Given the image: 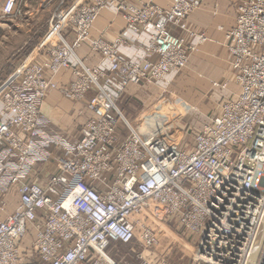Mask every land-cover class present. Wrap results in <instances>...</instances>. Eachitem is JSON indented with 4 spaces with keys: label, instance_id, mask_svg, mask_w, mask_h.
I'll list each match as a JSON object with an SVG mask.
<instances>
[{
    "label": "built area",
    "instance_id": "obj_1",
    "mask_svg": "<svg viewBox=\"0 0 264 264\" xmlns=\"http://www.w3.org/2000/svg\"><path fill=\"white\" fill-rule=\"evenodd\" d=\"M137 1L59 9L44 41L0 89V264H158L160 238L145 214L152 207L192 239L193 264H247L264 218V0L235 10L225 46L234 83H213L185 148L145 139L118 103L188 68L186 40L175 30L188 31L195 4ZM19 8L7 0L2 17ZM108 11L125 22L113 42L94 35ZM135 45L138 53L121 50ZM52 94L74 106L80 137L52 129L42 110ZM48 163L56 171L34 180ZM117 246L130 252L121 257Z\"/></svg>",
    "mask_w": 264,
    "mask_h": 264
},
{
    "label": "rangeland",
    "instance_id": "obj_2",
    "mask_svg": "<svg viewBox=\"0 0 264 264\" xmlns=\"http://www.w3.org/2000/svg\"><path fill=\"white\" fill-rule=\"evenodd\" d=\"M91 1L23 0L19 1L20 14L16 17L4 19L0 14V89L17 77L23 62L44 41L50 22L59 9ZM234 80L232 74L230 78L216 82L223 86L234 83ZM135 89L118 103L124 117L145 139L162 138L174 148H185L191 143L195 128L203 122L206 106L213 95V86L208 92L197 88V81L188 68L180 76L159 86L144 85ZM202 93H208V100L201 96ZM66 105L61 108L67 124L64 129L73 128V135L76 136L80 128L71 118L74 106L70 103ZM15 199L13 194L8 198L9 204H14ZM151 211L147 216L151 217L161 242L154 249L155 262L159 264V259L163 258L168 262L193 264L192 239L184 236L175 222H167L162 208L152 207ZM117 249L121 257L130 252V246H117Z\"/></svg>",
    "mask_w": 264,
    "mask_h": 264
},
{
    "label": "crops",
    "instance_id": "obj_3",
    "mask_svg": "<svg viewBox=\"0 0 264 264\" xmlns=\"http://www.w3.org/2000/svg\"><path fill=\"white\" fill-rule=\"evenodd\" d=\"M7 0H0V14ZM23 1V0H19ZM30 1V0H29ZM124 1V0H122ZM128 2L138 3L137 0H126ZM160 4L167 5L169 0H154ZM195 4V10L189 17L188 31L183 32L176 29L175 32L185 38L189 50L188 69L191 76L197 81V88L203 92H208L213 86V82L226 80L233 74L232 58L228 57L225 46L227 45L226 30L232 25L235 10L245 4L247 0H192ZM76 5V4H75ZM79 5V4H77ZM125 22L122 16L114 11H108L98 21L94 28V35L102 32L103 38L108 42H113L118 36V29L124 26ZM204 34L206 39L202 40L200 35ZM69 40L73 36L68 34ZM141 39H144L142 36ZM138 46L130 48L122 46L121 50L126 54L138 53ZM44 53L39 60L44 61ZM91 96L88 95L85 102ZM70 103L64 100L58 94L50 95L43 103V113L51 121L52 129L71 134L73 138L80 137V132L73 135V128L66 131L64 129L66 118L62 111V106ZM71 104V103H70ZM1 106V104H0ZM70 109V108H69ZM73 111V110H72ZM72 121L75 122V116L72 112ZM193 140V138H192ZM191 140V142H192ZM56 171L53 163L43 164L36 168L33 179L38 182H44L51 174Z\"/></svg>",
    "mask_w": 264,
    "mask_h": 264
},
{
    "label": "water",
    "instance_id": "obj_4",
    "mask_svg": "<svg viewBox=\"0 0 264 264\" xmlns=\"http://www.w3.org/2000/svg\"><path fill=\"white\" fill-rule=\"evenodd\" d=\"M263 244H264V218L247 264H257Z\"/></svg>",
    "mask_w": 264,
    "mask_h": 264
},
{
    "label": "trees",
    "instance_id": "obj_5",
    "mask_svg": "<svg viewBox=\"0 0 264 264\" xmlns=\"http://www.w3.org/2000/svg\"><path fill=\"white\" fill-rule=\"evenodd\" d=\"M142 135V134H141ZM143 136V135H142ZM146 215L148 214L147 212L145 213Z\"/></svg>",
    "mask_w": 264,
    "mask_h": 264
}]
</instances>
